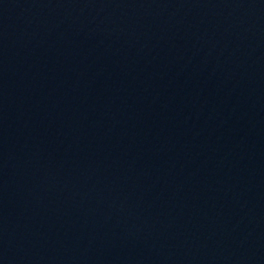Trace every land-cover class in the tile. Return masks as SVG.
<instances>
[{
	"label": "water",
	"instance_id": "95a60500",
	"mask_svg": "<svg viewBox=\"0 0 264 264\" xmlns=\"http://www.w3.org/2000/svg\"><path fill=\"white\" fill-rule=\"evenodd\" d=\"M0 264H264V0H0Z\"/></svg>",
	"mask_w": 264,
	"mask_h": 264
}]
</instances>
